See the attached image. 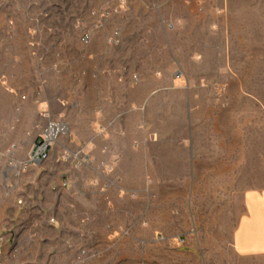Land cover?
Masks as SVG:
<instances>
[{
	"label": "rangeland",
	"instance_id": "obj_1",
	"mask_svg": "<svg viewBox=\"0 0 264 264\" xmlns=\"http://www.w3.org/2000/svg\"><path fill=\"white\" fill-rule=\"evenodd\" d=\"M151 1L0 0V264L238 263L240 202L175 168L171 122L161 125L160 100L145 96L170 64ZM161 14L189 17L174 6ZM95 65L116 70L119 86L98 80L122 112L92 121L89 141ZM50 123L65 131L29 166Z\"/></svg>",
	"mask_w": 264,
	"mask_h": 264
},
{
	"label": "crops",
	"instance_id": "obj_2",
	"mask_svg": "<svg viewBox=\"0 0 264 264\" xmlns=\"http://www.w3.org/2000/svg\"><path fill=\"white\" fill-rule=\"evenodd\" d=\"M150 6L170 64L155 72L158 84L145 96L160 100V124L171 122L175 168L234 195L241 208L230 243L237 264H264V0H152ZM169 6L189 17H163ZM181 56L192 66L184 67ZM106 74L114 76L108 89L120 83L116 70L94 66L89 141L92 121L111 124L122 112L100 92L98 79ZM135 107L132 99L126 112L134 114Z\"/></svg>",
	"mask_w": 264,
	"mask_h": 264
},
{
	"label": "built area",
	"instance_id": "obj_3",
	"mask_svg": "<svg viewBox=\"0 0 264 264\" xmlns=\"http://www.w3.org/2000/svg\"><path fill=\"white\" fill-rule=\"evenodd\" d=\"M88 36L82 37V42L87 41ZM65 131V125L60 123H50L44 133L37 139L28 157L29 166H37L49 157V151L60 135ZM15 167V166H14Z\"/></svg>",
	"mask_w": 264,
	"mask_h": 264
}]
</instances>
